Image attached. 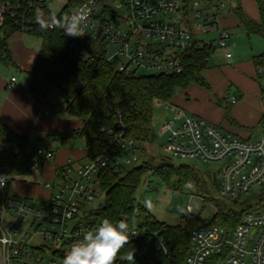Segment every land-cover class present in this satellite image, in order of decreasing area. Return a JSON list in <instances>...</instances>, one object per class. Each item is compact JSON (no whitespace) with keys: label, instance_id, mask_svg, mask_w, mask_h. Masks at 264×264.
<instances>
[{"label":"built area","instance_id":"obj_1","mask_svg":"<svg viewBox=\"0 0 264 264\" xmlns=\"http://www.w3.org/2000/svg\"><path fill=\"white\" fill-rule=\"evenodd\" d=\"M46 1L0 0V24L9 18L19 31L28 33L31 13L39 10L52 29L53 21L45 16ZM226 2L84 0L61 23L65 35V20L70 24L73 15L84 17L80 25L83 36L76 41L67 36L66 53L75 60L86 59L91 48L102 43L107 59H116L118 70L126 74L137 76L139 70L148 69L155 70L156 75L179 73L183 54L193 46L227 49L229 33L218 23ZM214 30L217 36L212 40L198 38L199 34ZM108 45L114 47L112 55L108 54ZM224 56L229 58L231 53L225 51ZM14 80L11 77L6 87H11ZM237 98L231 96L229 101L235 103ZM155 103L174 111L173 117L163 120L158 127V134L165 136L167 153L182 159L220 163L210 171L220 195L232 203L237 199L247 201L246 206H229L244 210L229 230L208 223L211 215L193 227L191 249L184 264H264V121L257 131L241 136L202 117L186 114L178 106ZM130 145L131 141L121 142L119 154L112 149L85 162L67 158L55 170L52 180L44 183L49 195L40 204L11 195L9 185L13 181L0 174V264H62L72 242L101 224L93 212L102 202L88 208L98 196L97 189L101 191L98 171L108 164L121 168L116 157L130 152L134 157L128 151ZM35 155L48 160L54 152L36 147ZM36 167L37 161L31 169ZM196 197L202 205L203 196ZM254 197L258 200L249 203ZM185 209L193 214L191 205Z\"/></svg>","mask_w":264,"mask_h":264},{"label":"trees","instance_id":"obj_2","mask_svg":"<svg viewBox=\"0 0 264 264\" xmlns=\"http://www.w3.org/2000/svg\"><path fill=\"white\" fill-rule=\"evenodd\" d=\"M83 1L67 0L62 11L50 18L54 24L52 29L48 28L47 20L41 17L39 10L31 13L28 34L41 40L33 66L28 71L31 87L35 89L32 94L41 102V87L62 91L66 113L78 119L81 126L53 136L60 142L82 140L85 158L94 159L100 154L110 153L112 149L119 153V144L125 141H131L128 151L141 149L144 143L152 140L155 102L174 105L171 99L175 90H186L191 84L209 89L202 73L213 49L207 45L193 46L183 54L179 73L157 75L136 76L118 70L117 60L107 59L102 43L93 46L86 59H72L66 53L69 38L62 34L61 23ZM256 3L259 22L247 19L238 3L232 10L248 36L264 37V0H256ZM17 31L14 21L9 18L0 24V62L3 64L15 65L7 40ZM253 63L258 74L259 71L264 73V50L253 57ZM223 118L236 125L227 111ZM263 121L264 115L255 127L239 128L252 132ZM35 149L26 136L17 134L0 119V174L8 175L9 182L23 181V177L31 174V166L37 157ZM148 172L164 182L175 177L177 190L184 194L192 193V188L198 187L200 182L195 169L186 164L174 165L168 158L155 166L143 161L124 173L121 168L108 164L96 176L103 201L93 213L101 222L105 218L113 223L120 219L129 222L130 231L135 230L137 237L131 238L122 253L134 251L136 264H184L191 249L190 232L205 220L192 213L182 215L175 225L154 218L135 197ZM204 199L214 208L208 223L228 230L238 223L244 211L234 210L222 200L208 196ZM234 201H239L241 207L247 204L246 200ZM115 264L126 262L117 260Z\"/></svg>","mask_w":264,"mask_h":264},{"label":"rangeland","instance_id":"obj_3","mask_svg":"<svg viewBox=\"0 0 264 264\" xmlns=\"http://www.w3.org/2000/svg\"><path fill=\"white\" fill-rule=\"evenodd\" d=\"M67 0H47L45 3V16L47 18H53L57 16L63 9ZM235 1L229 0L225 3L224 11H228L233 8ZM83 32V29H81ZM214 36V31L199 34L198 38H203L205 41H209ZM71 38V37H70ZM77 37H72V41H76ZM41 40L35 36L28 34L27 32L17 31L7 40V47L14 59V49H19L21 44L29 46L31 49L40 48ZM109 55H112L114 47L112 45L107 46ZM231 53L235 54V50L232 48ZM224 51L217 50L213 53L206 63V68L202 73L204 80L208 83L209 89L203 88L196 84H191L186 90L176 89L171 99V103L178 106L186 114L196 115L204 118L205 120L218 125L219 127L226 128L223 126L226 123V119H223L224 113L227 111L228 114L235 111V117L239 122H244L246 118H255L259 114H264V74H261L258 81L251 78L234 79L229 76V69H231V60H225L223 56ZM140 75H156L155 70H139ZM0 74L5 76L14 75L17 80L19 76L27 86V90L30 93L31 77L30 75L18 69L14 65H6L0 62ZM261 89V93L259 90ZM243 92V100L240 101L239 105H230L229 97ZM39 95L43 96L49 105H43L42 114L44 111L49 115H62L65 114L64 107V95L58 88L52 87H41ZM247 95V96H246ZM225 98V99H223ZM219 100V103H218ZM243 101V103H242ZM238 104V103H237ZM174 111L168 110L163 104L154 103L153 105V119H157L159 122H153L152 140L148 143H144L141 149H134L132 152L134 157L130 153L121 154L116 157L118 162H121V172L131 169L132 167L140 164L143 161H148L152 165L159 164L160 162L169 159L174 165L186 164L195 169L199 174V186L192 188V193L186 194L181 193L177 190L175 185V177L170 182H164L157 176L151 175L148 172V177L144 182L137 188L135 197L139 200L142 206L157 220L163 221L170 225H175L179 222V218L182 215H188L186 206L191 205L193 208V214H198L201 218H207L213 213L214 208L208 203L205 197H212L218 200L224 201L229 206L238 207L239 201L232 203L229 198L220 195L217 184L211 180V170L217 169L220 163L203 162L197 159L179 158L171 156L167 153L164 148L165 136L158 134L159 124L165 120L172 118ZM260 116V115H259ZM220 121V122H219ZM227 124V123H226ZM229 128V127H227ZM53 134L48 131H35L34 136L30 137V142L33 146L41 149L52 150L53 152L60 148V141L49 142ZM241 136H246L241 134ZM75 144H82L80 139L73 140ZM119 154V153H115ZM125 159H129V162H125ZM87 158L83 157L80 162H85ZM38 167L33 169L32 175H28L22 178L24 182H36L40 180L38 168L40 167L41 161L46 162V159L36 157ZM19 180H14L13 182ZM20 182V181H19ZM16 184H13V187ZM97 189V187H94ZM98 196L95 198L88 208H94L99 205L103 200V192L97 189ZM204 192H206L204 194ZM11 195H16L10 191ZM203 195L202 205L199 199L195 197H189L188 195ZM17 196V195H16ZM21 198L22 197L19 195ZM258 200V197L249 199L248 202L254 203L253 200ZM30 200V199H27ZM146 201L151 202V208L146 207ZM35 202V201H34ZM40 204V202H35Z\"/></svg>","mask_w":264,"mask_h":264},{"label":"crops","instance_id":"obj_4","mask_svg":"<svg viewBox=\"0 0 264 264\" xmlns=\"http://www.w3.org/2000/svg\"><path fill=\"white\" fill-rule=\"evenodd\" d=\"M236 3L239 4L242 13L247 19L253 22L260 21L256 0H237L235 1V4ZM218 23L229 33L228 47L227 49L215 48L210 56L217 50L224 51L225 53V51L230 52L233 48L235 50V54L230 52L231 57L226 58L223 53L225 60H231V69L228 71L229 76L231 75L234 81L244 78H251L252 80L255 79L258 81V75L264 73L258 70V74L254 67L253 57L260 54L264 50V37L257 35L248 36L245 32V28L240 23L232 8L228 11H224V13L219 17ZM216 36L217 31L214 30V36L210 40L214 39ZM37 53V48L31 49L29 46L21 44L18 50L14 49V59L11 53L10 55L15 64L14 66L28 73L33 66ZM11 77H14L15 80L12 86L7 88L6 84ZM259 92H262L261 89ZM235 96H238L237 101L235 103H231L229 101L230 105H239L241 104L240 101L243 100V98H246L244 97L242 91ZM228 99H230V97ZM43 105H49V103L43 100V97L40 102L35 95L31 92L29 93L25 81H23L20 76L17 80L14 75L5 76L0 74V119L6 126L17 134L26 136L30 139V137L34 136L35 131H48L51 134H55L60 131L77 129L81 126V122L78 119L69 116L66 111L65 114L62 115H49L46 111L42 114ZM234 109L229 112V116L236 125L230 124L226 121L227 124L224 123L223 126L226 127V129L240 135H248V133L251 132L243 130L239 127H255L260 118L264 115L259 114L260 116H255V118H251L250 120H248L249 118H246L244 122H239V120L235 117V111L233 112ZM155 122L158 123L159 121L156 119ZM254 129L255 130L252 132L257 131V128ZM81 143L82 144L78 143L77 145L75 144V141L60 142L61 146L59 149L54 151L53 158L48 159L46 162L41 161L40 167L38 168L40 176L39 181H15L9 185V191L17 196L20 195L22 197H26L33 202H43L49 195V190L44 186V183L52 180L55 170L62 166L67 158L80 160L85 157L86 150L84 148L83 141ZM32 173L33 170L30 175H32ZM13 184L16 185L13 187Z\"/></svg>","mask_w":264,"mask_h":264},{"label":"clouds","instance_id":"obj_5","mask_svg":"<svg viewBox=\"0 0 264 264\" xmlns=\"http://www.w3.org/2000/svg\"><path fill=\"white\" fill-rule=\"evenodd\" d=\"M71 19L73 22L70 24L65 20V35L83 36L80 25L84 17L73 15ZM146 207L151 208L150 201H146ZM135 235L137 233L130 231V224L126 219L113 223L105 218L95 231H88L82 238L72 242L62 264H115L117 260L125 261L126 264H136L134 251L122 253ZM78 240L84 243H78Z\"/></svg>","mask_w":264,"mask_h":264},{"label":"water","instance_id":"obj_6","mask_svg":"<svg viewBox=\"0 0 264 264\" xmlns=\"http://www.w3.org/2000/svg\"><path fill=\"white\" fill-rule=\"evenodd\" d=\"M35 91V89L34 88H32V87H30V92L31 93H33ZM156 121V119H154V122ZM58 140V138L57 137H54V138H51V140H50V142H52V141H57ZM213 180H214V178H213Z\"/></svg>","mask_w":264,"mask_h":264}]
</instances>
